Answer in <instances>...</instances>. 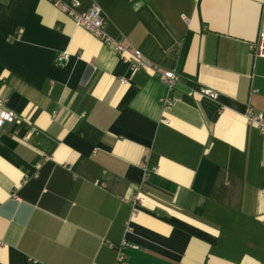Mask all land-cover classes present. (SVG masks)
<instances>
[{
	"label": "crops",
	"instance_id": "obj_1",
	"mask_svg": "<svg viewBox=\"0 0 264 264\" xmlns=\"http://www.w3.org/2000/svg\"><path fill=\"white\" fill-rule=\"evenodd\" d=\"M78 1L181 79L169 93L133 72L47 0H0L17 115L0 128V264H114L122 240L127 264H264V142L243 117L264 113V0Z\"/></svg>",
	"mask_w": 264,
	"mask_h": 264
},
{
	"label": "built area",
	"instance_id": "obj_2",
	"mask_svg": "<svg viewBox=\"0 0 264 264\" xmlns=\"http://www.w3.org/2000/svg\"><path fill=\"white\" fill-rule=\"evenodd\" d=\"M50 2L57 10L69 17L75 26L82 28L88 34L92 35L94 38L98 39L102 45L104 44L110 53L121 62H126L130 65L133 72L142 69H152L159 81L163 83L171 93L176 86V84L181 79V75L176 72L171 71H161L154 64L145 62L141 52L137 49L130 50L122 44L120 40H115L108 36L105 31V16L102 10L96 5L92 4L88 11L80 12V2L78 0H70L69 2H64L62 0H47ZM253 56L257 58H264V32H261L253 43ZM68 59V54L65 52L59 53L55 58V65L57 67H62ZM124 82V80L122 79ZM201 93L206 97L215 100L217 99V93L212 90H202ZM164 108L171 106L174 102V98L169 96L161 101ZM246 126L254 127L262 137V142H264V113L258 112L251 106H247L245 113L243 115ZM17 120V115L6 109L3 103L0 101V128L5 124L14 123ZM131 199V217L136 214L137 209L142 206L144 202V192L142 190H137ZM129 230V228H127ZM109 247L115 251L114 264H127L126 251L128 249H137L136 246L129 244L127 241L122 240L118 245L109 244Z\"/></svg>",
	"mask_w": 264,
	"mask_h": 264
},
{
	"label": "trees",
	"instance_id": "obj_3",
	"mask_svg": "<svg viewBox=\"0 0 264 264\" xmlns=\"http://www.w3.org/2000/svg\"><path fill=\"white\" fill-rule=\"evenodd\" d=\"M182 58H183V55L180 56V60H182Z\"/></svg>",
	"mask_w": 264,
	"mask_h": 264
}]
</instances>
